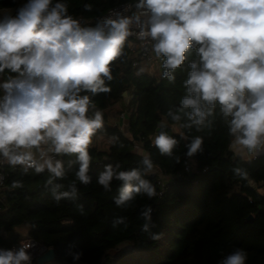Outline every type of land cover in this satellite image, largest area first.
Listing matches in <instances>:
<instances>
[{"label": "clouds", "instance_id": "clouds-1", "mask_svg": "<svg viewBox=\"0 0 264 264\" xmlns=\"http://www.w3.org/2000/svg\"><path fill=\"white\" fill-rule=\"evenodd\" d=\"M134 7L132 15L125 6L94 26H83L64 0H26L15 16L0 18V76L8 73L0 80V165L20 166L24 173L47 171L45 187L57 202L78 196L75 183L62 190L57 182L67 171L59 157L74 156L67 167L77 165L76 180L91 183L89 146L104 127V114L87 93L111 91V64L133 35L151 41L164 78L174 81L175 71L187 62L186 94L178 108L168 111L172 121L184 119L183 127L199 131L211 126L209 118L219 107L233 144L251 155L264 152V0H136ZM177 144L165 131L155 136L161 155L172 156ZM202 144V137L193 138L187 155L202 152ZM141 164L129 170L107 164L98 175L105 191H111L114 180L120 182L118 208L131 206L138 196L156 195L145 178L153 161L144 156ZM151 212V206L141 211L145 232ZM31 247L0 248V264H31ZM72 255L79 260L82 253ZM246 260L238 248L218 264Z\"/></svg>", "mask_w": 264, "mask_h": 264}, {"label": "trees", "instance_id": "trees-1", "mask_svg": "<svg viewBox=\"0 0 264 264\" xmlns=\"http://www.w3.org/2000/svg\"><path fill=\"white\" fill-rule=\"evenodd\" d=\"M64 2L74 18L91 19L116 2L136 0ZM24 3L0 0V9H18ZM133 58L126 41L123 54L111 64L113 78L107 81L111 91L95 96L87 93L103 111L104 127L89 146L91 183L76 180L78 166L67 167L75 157L63 156L66 176L57 182L64 185L62 190L75 183V200L53 199L45 187L47 171L24 173L22 168L7 166L0 247L19 246L25 237L35 239L54 249V258L46 264H218L239 248L247 254L246 264H264V155L245 160L230 149L234 138L219 107L209 118L211 126L199 131L183 127L184 119L172 121L168 111L178 108L186 94L187 62L170 81L163 77L160 58L159 72L154 75L134 67ZM194 58V54L188 57ZM126 93L132 97L123 104L128 118L122 130L108 123L107 114L108 107ZM160 131L178 141L172 156L161 155L154 145ZM197 136L203 138V151L192 156L194 166L187 173L183 169L186 145ZM135 143L139 151L134 150ZM144 156L153 161V171L145 178L154 185L156 195L138 196L131 206L118 208L114 200L120 182L114 180L111 191H105L97 177L107 164H119V170L141 167ZM13 182L18 186L13 187ZM148 206L151 222L145 232L141 211ZM118 217L125 218L124 223L115 224ZM77 252L82 255L74 260L72 253Z\"/></svg>", "mask_w": 264, "mask_h": 264}, {"label": "built area", "instance_id": "built-area-1", "mask_svg": "<svg viewBox=\"0 0 264 264\" xmlns=\"http://www.w3.org/2000/svg\"><path fill=\"white\" fill-rule=\"evenodd\" d=\"M134 5L135 3H131V2H116L110 8H108L104 13L96 16L95 18L86 19L83 17H77L76 19H78L83 26H91V25L94 26L97 20L105 16H108L110 14H113L115 11H123L125 6H127L128 8V11L126 12V14L132 15L136 11ZM5 9H10V12L5 13L2 11L3 9H0V18H2L4 14H10L13 16L16 15L17 9H13V8H5ZM127 45L129 47L130 52L132 53V56L134 57L132 59V65L134 67H139L141 71H145L149 73L150 75H154L157 72H159V58H157L155 54L152 52L150 40L142 41L138 39L136 35H133L128 38ZM123 116H124V113H121L120 117H123ZM112 126H116V124H113ZM134 150L136 151L140 150L139 144L137 143L134 144ZM59 158L63 159V157H59ZM7 166H8L7 164L0 165V211L2 210L3 192L6 188L5 182H6V176H7V172H6ZM193 166H194V160L192 156L189 157L187 154H185L183 158L184 171L187 173L190 172L193 169ZM13 168L16 169V168H21V167L16 166ZM21 243H30L32 245V247L29 249L32 255L31 264H34L38 256L43 254L48 249V247L44 246L37 240L29 238V237H25L21 239L19 241V245ZM16 247L18 246L11 245L8 248H5V247H0V248L14 249Z\"/></svg>", "mask_w": 264, "mask_h": 264}, {"label": "crops", "instance_id": "crops-1", "mask_svg": "<svg viewBox=\"0 0 264 264\" xmlns=\"http://www.w3.org/2000/svg\"><path fill=\"white\" fill-rule=\"evenodd\" d=\"M2 11L5 13H9L10 9H3ZM131 97L132 96L130 94L126 93L124 94V97L122 98L121 101L115 102L108 107L107 119L110 125L117 124L122 130H126L128 112L125 108H121V105L129 101ZM116 103L118 104L115 105ZM119 111L120 113L118 114ZM121 113H124L123 117H120ZM233 140L230 144V149L235 154L240 155L245 160H250L256 157L257 154L256 155L248 154L246 150H241L240 146L234 145ZM258 154L264 155V152H259Z\"/></svg>", "mask_w": 264, "mask_h": 264}, {"label": "water", "instance_id": "water-1", "mask_svg": "<svg viewBox=\"0 0 264 264\" xmlns=\"http://www.w3.org/2000/svg\"><path fill=\"white\" fill-rule=\"evenodd\" d=\"M261 154H257L256 157L260 156ZM250 218V217H249ZM55 256L54 249L49 247L43 254L38 256L36 259L37 264H46L49 263Z\"/></svg>", "mask_w": 264, "mask_h": 264}, {"label": "rangeland", "instance_id": "rangeland-1", "mask_svg": "<svg viewBox=\"0 0 264 264\" xmlns=\"http://www.w3.org/2000/svg\"><path fill=\"white\" fill-rule=\"evenodd\" d=\"M157 74V73H156ZM118 103H116L115 105H117ZM121 108H124V106L123 105H121ZM120 113V111L118 112V114ZM22 232H23V230H22ZM34 264H36V263H34Z\"/></svg>", "mask_w": 264, "mask_h": 264}]
</instances>
